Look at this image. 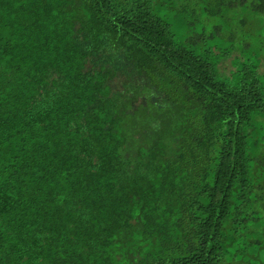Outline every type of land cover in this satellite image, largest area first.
I'll return each mask as SVG.
<instances>
[{
    "label": "trees",
    "instance_id": "1",
    "mask_svg": "<svg viewBox=\"0 0 264 264\" xmlns=\"http://www.w3.org/2000/svg\"><path fill=\"white\" fill-rule=\"evenodd\" d=\"M0 264H264V0H0Z\"/></svg>",
    "mask_w": 264,
    "mask_h": 264
},
{
    "label": "rangeland",
    "instance_id": "2",
    "mask_svg": "<svg viewBox=\"0 0 264 264\" xmlns=\"http://www.w3.org/2000/svg\"><path fill=\"white\" fill-rule=\"evenodd\" d=\"M221 66H222L221 67L222 71H225L226 73H229V71L232 68V64H231L230 59L224 60Z\"/></svg>",
    "mask_w": 264,
    "mask_h": 264
}]
</instances>
